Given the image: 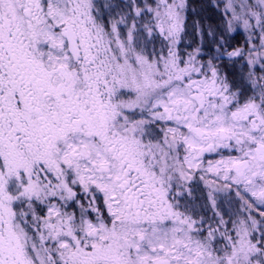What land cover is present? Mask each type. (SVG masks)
<instances>
[{
	"label": "snow or ice",
	"instance_id": "obj_1",
	"mask_svg": "<svg viewBox=\"0 0 264 264\" xmlns=\"http://www.w3.org/2000/svg\"><path fill=\"white\" fill-rule=\"evenodd\" d=\"M0 264H264V0H0Z\"/></svg>",
	"mask_w": 264,
	"mask_h": 264
}]
</instances>
